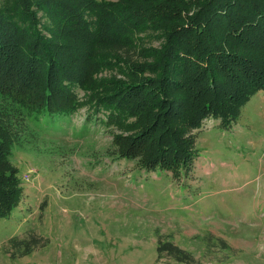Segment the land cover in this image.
<instances>
[{"label":"trees","instance_id":"16d2710c","mask_svg":"<svg viewBox=\"0 0 264 264\" xmlns=\"http://www.w3.org/2000/svg\"><path fill=\"white\" fill-rule=\"evenodd\" d=\"M6 1L0 4V218L22 198L14 153L44 151V117L92 103L119 127L134 118L131 134L115 138L121 157L176 174L197 157L194 130L205 119L219 117L228 129L264 91V0ZM33 7L44 9L46 24L39 25ZM148 29L164 41L139 51L143 61L133 60L134 36ZM106 59L122 63L129 80L81 101L76 86L92 85ZM162 251L192 258L171 242Z\"/></svg>","mask_w":264,"mask_h":264},{"label":"rangeland","instance_id":"374dc122","mask_svg":"<svg viewBox=\"0 0 264 264\" xmlns=\"http://www.w3.org/2000/svg\"><path fill=\"white\" fill-rule=\"evenodd\" d=\"M33 8L46 24L44 9ZM134 39L129 54L139 61L164 41L151 29ZM129 74L106 59L93 84L75 90L84 101ZM107 111L88 103L44 117V151L14 153L22 198L0 218V264H264V92L228 129L205 119L194 130L197 157L176 174L121 157L115 138L130 135L135 119L119 127ZM165 242L191 261L159 252Z\"/></svg>","mask_w":264,"mask_h":264},{"label":"crops","instance_id":"0c3cea01","mask_svg":"<svg viewBox=\"0 0 264 264\" xmlns=\"http://www.w3.org/2000/svg\"><path fill=\"white\" fill-rule=\"evenodd\" d=\"M261 93L264 92V91H260Z\"/></svg>","mask_w":264,"mask_h":264}]
</instances>
